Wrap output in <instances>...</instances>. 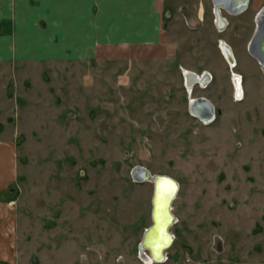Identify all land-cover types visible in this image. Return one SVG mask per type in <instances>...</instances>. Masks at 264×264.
Masks as SVG:
<instances>
[{
    "label": "rangeland",
    "instance_id": "374dc122",
    "mask_svg": "<svg viewBox=\"0 0 264 264\" xmlns=\"http://www.w3.org/2000/svg\"><path fill=\"white\" fill-rule=\"evenodd\" d=\"M211 6L164 0L154 46L104 48L90 60L1 55L0 166L13 176L0 191V264H264L252 12L223 11L230 23L218 32ZM181 67L213 80L190 94ZM240 73L245 102L235 97ZM192 95L213 103L208 123L189 112ZM135 165L179 186L173 242L158 263L140 256L153 186L134 179Z\"/></svg>",
    "mask_w": 264,
    "mask_h": 264
},
{
    "label": "crops",
    "instance_id": "0c3cea01",
    "mask_svg": "<svg viewBox=\"0 0 264 264\" xmlns=\"http://www.w3.org/2000/svg\"><path fill=\"white\" fill-rule=\"evenodd\" d=\"M263 3L264 0L248 1L254 25L255 14ZM163 10L164 0H0V22L11 19L12 26L0 31V58L6 51L31 59L53 60L61 55L63 59L90 60L104 48L154 46L161 42ZM221 15L225 16L223 11ZM249 56L261 82L255 115H260L263 123L259 139L263 144L260 150L264 152V73L258 60L250 53ZM240 74L243 97L238 101L245 102L251 89H247L246 78ZM260 155L264 158V153ZM12 176L10 170L0 166V191L11 182Z\"/></svg>",
    "mask_w": 264,
    "mask_h": 264
},
{
    "label": "water",
    "instance_id": "95a60500",
    "mask_svg": "<svg viewBox=\"0 0 264 264\" xmlns=\"http://www.w3.org/2000/svg\"><path fill=\"white\" fill-rule=\"evenodd\" d=\"M212 1H213L214 6L217 9H218V7H221V9L225 8L228 11L234 13L233 10H235V11L238 10V12H240L243 9H245L248 5L249 0H212ZM238 12H236V13H238ZM254 20H255L254 29H253V32H252L250 38H249L247 47H248L249 52L258 59V61L261 65L264 66V3L256 12ZM207 104H209V108H212V110H213V104L210 100L207 102ZM210 111L211 110H209L208 112L210 113ZM210 117L211 116L209 115V118ZM140 167L142 168V165H135L134 168L132 169L131 173H132V176L134 177V179L136 178L137 181H143L144 179L153 180V194L151 197L152 207H151V211H150L152 222L145 228V230L143 232L141 241L139 243V249L140 250L142 248H148L149 247L146 244V236H147L148 232H150L151 229L155 226L154 197L156 194L157 182H158V180L167 181V182L171 183V185H172V190H170V193L168 194V196L170 198L167 201H169V202L167 203L166 208H165L166 225H165V231H164L165 233L164 234H166V238L164 239V241L160 245H158V248H156L157 255H161V257H162V250L167 248L173 240L170 233L167 231V229L174 222V216H173L172 211H171V209H172L171 202H172L173 198L175 197L179 186L176 184L175 180L171 176L163 175V174H156L151 178V176H150V174H148V171L146 168H142L141 172L137 171V168H140Z\"/></svg>",
    "mask_w": 264,
    "mask_h": 264
},
{
    "label": "bare ground",
    "instance_id": "6f19581e",
    "mask_svg": "<svg viewBox=\"0 0 264 264\" xmlns=\"http://www.w3.org/2000/svg\"><path fill=\"white\" fill-rule=\"evenodd\" d=\"M248 6V5H247ZM215 7V6H214ZM236 7V6H235ZM233 8V7H232ZM247 8V7H246ZM245 8V9H246ZM215 9H216V11H218V9H221V7H218V9L215 7ZM224 10H226L229 14H238V13H236V12H238V10L237 11H235V10H233L234 11V13L233 12H230V11H228L227 9H225V8H223ZM245 9H243V10H245ZM241 12V11H240ZM215 16H219V17H221V14H220V12H219V14L218 15H215ZM222 18V17H221ZM222 20H223V22L224 23H226L227 21H226V19L225 18H222ZM255 21V20H254ZM226 50H228V49H226ZM249 51V50H248ZM227 52V51H226ZM250 53V52H249ZM251 54V53H250ZM252 55V54H251ZM227 56L228 57H230V55L228 54V52H227ZM252 56H254V55H252ZM254 58H256L255 56H254ZM257 59V58H256ZM258 60V59H257ZM256 60V61H257ZM259 62V61H258ZM258 64H260V63H258ZM230 65H232V63H230ZM261 65V64H260ZM261 67H262V71H263V73H264V66L263 65H261ZM196 76H202V75H198L197 73H196ZM197 82H200V81H197ZM199 84V83H198ZM239 95V94H238ZM240 96H241V98H242V95L240 94ZM237 99H239V98H237ZM209 100L208 99H205V98H203L202 96L201 97H199V98H196V100H194L192 103H191V115L192 116H195V117H200V120L202 121V118L205 120V121H202V122H204V123H208L209 121H207V119H209V115L212 117L213 115H214V113H215V111H214V107H213V110H212V108H209V104H207V102H208ZM194 102H195V104H194ZM195 106H193V105ZM198 105V107L196 108V106ZM199 110V111H198ZM209 110H211L210 111V113L208 112ZM210 117V118H211ZM142 170V168L140 167V168H137V171H141ZM148 174H149V172H148ZM154 175H156V174H154ZM154 175H150L151 176V178L154 176ZM135 180H136V178H135ZM143 181H151V183H152V186H153V180H149V179H144ZM176 182V181H175ZM176 184L178 185V183L176 182ZM179 189V188H178ZM170 190H172V185H171V183H169V182H167V181H160V180H158V182H157V185H156V194H155V197H154V204H155V207H154V220H155V226L151 229V231L150 232H148V234H147V236H146V244H147V246H149L148 248H142L141 250H140V253H141V255L140 256H142V258L144 259V260H151L152 262H160V260H162V257H161V255H157V253H156V248H158V245H160L163 241H164V239L166 238V234H164L165 232V225H166V214H165V208H166V205H167V203L169 202V201H167V200H169V196H168V194L170 193ZM178 192V191H177ZM152 194H153V190H152ZM176 195H177V193H176ZM175 195V196H176ZM174 199V198H173ZM173 201V200H172ZM172 203L173 202H171V205H172ZM151 207H152V205H151ZM171 211H172V209H171ZM151 222H152V220H151ZM173 224V223H172ZM167 231L170 233V227H168V229H167ZM170 235H171V237H172V239H173V235L170 233ZM172 242H173V240H172ZM172 242H171V244H172ZM171 244H169V246L171 245ZM169 246L167 247V248H169ZM167 248H165L164 250H162V256H164V253H165V250L167 249Z\"/></svg>",
    "mask_w": 264,
    "mask_h": 264
},
{
    "label": "flooded vegetation",
    "instance_id": "af4514ba",
    "mask_svg": "<svg viewBox=\"0 0 264 264\" xmlns=\"http://www.w3.org/2000/svg\"><path fill=\"white\" fill-rule=\"evenodd\" d=\"M210 3L212 4L211 6V13H212V17L214 18L213 19V24H214V27L216 28V30L218 32H224L225 30H227L228 28V25L230 23V20L228 19V16L225 15V16H222V18H227V22L224 23L222 18L219 17V16H215V15H218L219 12L221 14L222 11H225L227 12L226 10L224 9H218V11H216L215 7H214V4H213V1L210 0ZM245 10H242L241 12H238V14H234V15H240L242 13H244ZM218 13V14H217ZM233 15V14H232ZM247 46H248V43H247ZM218 48L220 49V52L221 54L223 55L224 59L226 60L227 64H228V67H232V71L234 70L235 66L237 65V60L235 58V55H234V51L232 49V46H230L225 39L223 40H219V43H218ZM228 49V50H226ZM228 54L230 55V57L227 56V52ZM230 63H232V65H230ZM207 71V72H205ZM198 72V71H197ZM195 71L193 70H187V69H183V67L180 68V75H181V80L183 82V86L185 88H187V91H190L189 93L191 94V92H193V89H194V86L197 85L198 88H201V89H205L207 88V85L209 86V84L212 82L213 80V74L208 70V69H202L201 71H199L198 73H202V76H196V73ZM197 81H200V82H197ZM199 83V84H198ZM234 83H235V90H236V94L238 95V92H241L243 91L242 89V76L241 74H239L238 77H236L234 79ZM243 93V92H242ZM241 94V93H240ZM242 95V94H241ZM200 96L202 95H192V96H189V101L190 103L188 104L190 107L188 108L190 111H191V103L196 100V98H199ZM203 97V96H202ZM205 99H207L206 97H203ZM195 104V102H194ZM213 104V103H212ZM193 105V104H192ZM194 106V105H193ZM195 107V106H194ZM198 107V105L196 106V108ZM214 107V105H213ZM215 108V107H214ZM199 111V110H198ZM215 111V109H214ZM191 113V112H190ZM143 168V167H142ZM148 171V170H147ZM141 172V171H140ZM149 172V171H148ZM149 174L152 176L154 174L150 173ZM179 188V187H178ZM179 190V189H178ZM178 193V192H177ZM175 218V217H174ZM141 255V253H140ZM142 258V256H141ZM143 259V258H142ZM144 260V259H143ZM147 261H150L152 262L151 260H147ZM154 263V262H152Z\"/></svg>",
    "mask_w": 264,
    "mask_h": 264
},
{
    "label": "built area",
    "instance_id": "2783aa9c",
    "mask_svg": "<svg viewBox=\"0 0 264 264\" xmlns=\"http://www.w3.org/2000/svg\"><path fill=\"white\" fill-rule=\"evenodd\" d=\"M197 74H198V75H202V73H198V72H197ZM235 86H236V85H235ZM241 94H242V91H241ZM235 97H237V98H239V99L241 98L240 94H239V95H236ZM212 119H213V116H212L211 118L207 119V121H210V120H212ZM202 121H205V120H202Z\"/></svg>",
    "mask_w": 264,
    "mask_h": 264
}]
</instances>
